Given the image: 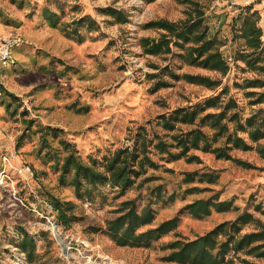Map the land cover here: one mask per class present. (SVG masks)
Segmentation results:
<instances>
[{"label": "rangeland", "instance_id": "1", "mask_svg": "<svg viewBox=\"0 0 264 264\" xmlns=\"http://www.w3.org/2000/svg\"><path fill=\"white\" fill-rule=\"evenodd\" d=\"M0 1V20L11 29L5 35L23 39L15 50L17 63L4 70L0 85V264H184L166 259L172 241L196 239L245 211L264 222V157L257 150L233 149L228 159L202 148L185 150L179 142L193 129L213 136L216 128L201 117L209 113L226 109L222 121L231 131L237 123L234 113L242 122L256 113L264 116V101L255 102L264 84H247L264 82V68L252 69L236 59L244 40L235 39L232 12H221L220 0L208 9L207 22L222 42L230 67L226 75L189 65L175 45L169 53L144 51L141 37L162 32L145 23L186 18L188 6L179 0ZM111 7L123 10L121 17ZM222 14L226 18L220 25L217 16ZM260 57L264 67V51ZM187 73L219 84L191 82ZM217 94L220 105L206 108L194 123L177 121L174 129L164 125L163 115ZM161 140L165 150L157 146ZM225 140L221 137L212 147ZM145 146L152 161L126 188L100 183L80 194L60 179L63 158L72 150L104 168L118 148L140 152ZM57 199L74 204L70 227L59 221ZM200 199L211 201L210 214L192 212L190 204ZM131 200L138 211L150 206L154 212L138 233L174 217L177 226L139 245L118 243L108 232V221ZM224 200L233 206L220 211L215 204ZM255 230L251 222L242 232ZM244 260L264 264V258L247 250L230 251L226 264H247Z\"/></svg>", "mask_w": 264, "mask_h": 264}, {"label": "trees", "instance_id": "2", "mask_svg": "<svg viewBox=\"0 0 264 264\" xmlns=\"http://www.w3.org/2000/svg\"><path fill=\"white\" fill-rule=\"evenodd\" d=\"M152 2L154 0H146ZM182 4L188 6L186 18L172 21L166 18H160L149 21L144 24L145 28H155L162 30L160 37L144 36L140 42L144 51L148 54H162L172 51L173 46L182 48L180 54L182 59L189 65H194L210 70L218 71L226 75L229 71V65L221 51L222 42L216 34L210 32V26L207 22V11L214 0H179ZM110 12L117 17H121L123 10L110 8ZM245 14L239 15V22H234L233 28L235 39L244 40L240 44L237 52V60H242L252 69L264 68L259 65L261 53L264 51L263 30L260 26L261 15L258 11H252V5L245 7ZM50 17H57L52 11H47ZM58 19L52 21L53 26H57ZM69 34H71L69 32ZM185 78L194 83H201L206 86H215L219 84L209 76L185 74ZM248 86L263 85L260 79L250 80ZM3 93V92H2ZM6 93H8L6 91ZM12 96H14L11 93ZM16 98V97H13ZM221 95H213L190 108L181 107L175 109L170 115H163L164 125L168 129H174L176 122L194 123L196 118L208 107L219 106ZM264 101V92L256 99V103ZM232 106L235 102L232 101ZM229 108V107H228ZM226 109L220 113H209L203 117L204 120H210L211 126L216 128L213 136L202 129L190 130L179 137V142L184 149L202 148L205 151H212L220 158H233L231 151L233 149H242L244 151L257 150L264 157V145L260 141L264 139V116L259 113L248 116L244 122L238 119L239 114L234 113L232 117L237 123L234 130H230L227 122H223ZM46 130L58 134L62 129L47 127ZM246 135H243V134ZM226 136V140L220 145L212 147L221 137ZM69 148L72 144L64 141ZM165 142L159 141L158 145L165 150ZM151 160L145 149L137 151L136 149L118 148L115 153L106 161L104 168L97 167L96 163L85 161L77 151L72 150L63 158L60 179L63 183H68L76 188L82 194L83 188L89 189V186H96L100 183H109L114 187L126 188L132 185L142 172L145 163ZM239 163L253 167L248 161L237 159ZM152 161V160H151ZM135 201H126L121 207V214L115 219L108 221V232L114 239L122 244L139 245L153 237L169 232L174 229L178 223V217L166 220L156 228L148 229L144 232H137V229L154 219L153 209L148 206L142 211H138L134 206ZM211 201L204 199L196 200L190 204L192 212L195 214H210ZM55 206L59 221L65 226L70 227L74 216L69 211L74 206L72 202H62L56 200ZM220 211L231 209L233 201H220L215 204ZM239 209V206H235ZM254 222L258 230L252 232H242L244 226ZM225 237V238H223ZM172 248L170 254L166 256L167 260L177 261L184 264H226L227 255L230 251L238 253L247 250V253L255 257L264 258V222L257 218L252 212L245 211L236 219L225 221L208 233L197 237L196 239L184 241L175 240L169 243ZM247 264H254L251 261L244 260Z\"/></svg>", "mask_w": 264, "mask_h": 264}, {"label": "built area", "instance_id": "3", "mask_svg": "<svg viewBox=\"0 0 264 264\" xmlns=\"http://www.w3.org/2000/svg\"><path fill=\"white\" fill-rule=\"evenodd\" d=\"M254 0H245L243 5H239L236 0H227V8L235 10L239 15L245 14V7L251 5ZM23 39L17 35H0V85L3 83L4 70L17 63L15 50L22 44ZM229 61H233L231 56Z\"/></svg>", "mask_w": 264, "mask_h": 264}, {"label": "crops", "instance_id": "4", "mask_svg": "<svg viewBox=\"0 0 264 264\" xmlns=\"http://www.w3.org/2000/svg\"><path fill=\"white\" fill-rule=\"evenodd\" d=\"M224 1L223 3H221V0L218 2L220 5V9H222L221 12H225L228 11L229 9L227 8V1L226 0H222ZM236 2L239 4V5H243L245 0H236ZM0 4H2V1H0ZM252 11H258L261 15V20H260V26L262 27V30H263V40H264V0H254L252 3ZM2 6V5H1ZM0 6V10L2 9ZM232 12V15H233V18H232V22H240L241 19H239V14L238 12H236L235 10H230ZM226 14H228L226 12ZM226 14H222V15H218L217 16V19H220L219 22H220V25L224 24L225 22V18H226ZM0 15H2V13L0 12ZM212 19V17H211ZM211 31L213 32V34L215 33L213 28L211 27L210 28ZM11 29H9V26L6 25L4 22H2L0 20V35H5L7 34L8 32H10Z\"/></svg>", "mask_w": 264, "mask_h": 264}]
</instances>
